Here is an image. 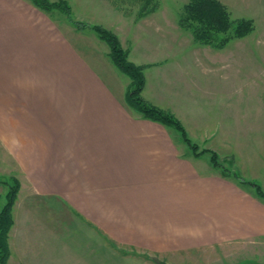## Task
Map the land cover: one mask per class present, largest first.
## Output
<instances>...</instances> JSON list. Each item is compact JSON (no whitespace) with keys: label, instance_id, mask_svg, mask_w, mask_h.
<instances>
[{"label":"crops","instance_id":"obj_1","mask_svg":"<svg viewBox=\"0 0 264 264\" xmlns=\"http://www.w3.org/2000/svg\"><path fill=\"white\" fill-rule=\"evenodd\" d=\"M76 36L69 39L29 0H0V154L21 174L30 201L53 202L74 218L77 226L69 231L93 243L98 236L118 251L167 264H222L237 254L264 264V199L224 178L207 158L188 157L175 132L129 110V82L120 86L107 62L82 51ZM198 46L201 52H175L145 65L141 97L173 116L188 140L209 135L220 146L232 136L230 126L206 125L232 120L221 110L228 101L210 98L224 87L216 72L224 48ZM229 157L230 170L264 194V182L237 173L247 166L263 178L264 166L252 167L250 158L233 152ZM17 183L5 264H12ZM25 249L30 261L27 251L40 248ZM53 252L47 261L57 264L53 256L60 253Z\"/></svg>","mask_w":264,"mask_h":264},{"label":"rangeland","instance_id":"obj_2","mask_svg":"<svg viewBox=\"0 0 264 264\" xmlns=\"http://www.w3.org/2000/svg\"><path fill=\"white\" fill-rule=\"evenodd\" d=\"M53 3L56 0H48ZM70 8V19L88 25L99 26L113 35L118 40L119 46L128 54V61L134 65L150 66L156 60H164L171 57L172 53L184 50L201 52L202 47L195 43L188 32L182 31L177 26V19L182 6L187 0H151L141 11L144 3L133 0H63ZM229 13L230 20L245 19L253 23V31L241 40H232L222 49L223 60L216 67L219 76L224 77V87H218L212 91L210 98L212 103L228 101L222 107L223 117L232 116L230 123H208L206 127L218 125L226 129L230 126L232 136L225 139L218 146L212 142V137H198L194 143L197 148L195 154L207 151V153L193 156L179 141V146L188 157H202L210 159L212 152L217 157V163L222 170L230 169L231 152L236 157L246 156L253 163L251 166L259 168L264 166V0H216ZM54 21H57L64 29L69 39L76 36L74 28L65 17L57 11L49 13ZM81 39H78L82 51H91L101 61L107 62V66L119 78L116 81L123 85L128 80L111 66L108 60V49L92 33L77 31ZM76 36V37H77ZM201 46V45H200ZM84 49H83V48ZM207 47V46H204ZM210 48V47H208ZM207 48V49H208ZM209 50V49H208ZM221 50V49H219ZM170 53V55H169ZM147 70L143 75H147ZM152 77V76H151ZM153 82L148 80V86ZM148 88V87H147ZM218 93H215L217 92ZM196 95V94H194ZM149 96V95H147ZM142 97L144 94L142 92ZM141 97V98H142ZM216 105H212L215 107ZM227 111V112H225ZM217 113V112H215ZM193 120V125H195ZM199 125V124H198ZM204 127V125H203ZM205 127V128H206ZM177 140L176 133H173ZM192 133H189V137ZM190 138L194 140L192 135ZM204 138V139H203ZM195 139V140H197ZM203 141H202V140ZM194 140V141H195ZM215 144V146L213 145ZM225 144V145H224ZM178 146V147H179ZM249 152L243 154L244 152ZM181 151H178L180 155ZM191 156H190V155ZM229 157V158H228ZM210 164V163H209ZM213 169V168H212ZM238 172L246 181L264 182V177H258L249 171L246 166ZM215 170V169H214ZM222 170H217L219 173ZM234 174V173H233ZM21 174L11 164L5 161V156L0 154V207L4 203V195L11 182H20L21 193L13 208L14 225L10 234L9 248L11 249L12 264H51L47 261V255L58 249L55 258L58 264H164L165 261L157 258L138 256L134 252H124L109 248L103 239L97 236L96 241L88 242L87 235L75 231L77 225L65 210L62 213L53 202L29 199L30 189L24 184ZM235 175V174H234ZM239 177L238 175H236ZM239 179H241L239 177ZM253 179V180H251ZM243 181V179H241ZM32 190V189H31ZM262 190V189H261ZM48 227L49 231L47 230ZM55 230V231H53ZM56 232V233H53ZM76 232V233H74ZM7 243V240H6ZM36 246L40 248L36 252L27 251L32 258L25 259L26 247ZM51 249L49 252L48 250ZM59 250H62L59 252ZM54 253V252H53ZM43 257V258H42ZM154 259V260H153ZM209 264V261H206ZM167 264V263H165ZM201 264H205L203 260ZM222 264H262L259 261L243 259L238 254L230 259H223Z\"/></svg>","mask_w":264,"mask_h":264},{"label":"trees","instance_id":"obj_3","mask_svg":"<svg viewBox=\"0 0 264 264\" xmlns=\"http://www.w3.org/2000/svg\"><path fill=\"white\" fill-rule=\"evenodd\" d=\"M142 1L144 7L151 3V0ZM29 3L43 13L57 11L65 17L67 22L75 31H88L92 33L108 49V60L114 69L128 80V86L124 95L126 107L137 114L141 119L155 123L165 129L175 132L181 144H183L193 156H198L207 151L195 154L197 148L186 137L182 126L169 113L161 111L141 98L144 86L143 71L144 66H136L128 61L127 53L123 51L116 37L106 30L95 25L84 24L70 19V8L63 0L49 2L48 0H29ZM177 26L180 30L188 32L191 39L201 45L211 49H222L232 40H240L253 31V23L250 20L237 19L230 20L227 10L216 0H187L181 8V13L177 19ZM209 163L215 170H222L217 163V157L210 152ZM224 178L231 177L239 185H246L254 190L259 199H264V194L259 187L253 183L242 181L228 170L220 171ZM19 189L17 182H11L4 195V203L0 209V264H5L8 258L7 234L12 226L11 209L16 199Z\"/></svg>","mask_w":264,"mask_h":264}]
</instances>
